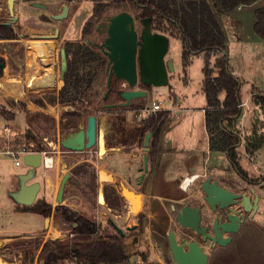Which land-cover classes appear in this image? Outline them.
Returning <instances> with one entry per match:
<instances>
[{
	"label": "crops",
	"instance_id": "obj_1",
	"mask_svg": "<svg viewBox=\"0 0 264 264\" xmlns=\"http://www.w3.org/2000/svg\"><path fill=\"white\" fill-rule=\"evenodd\" d=\"M20 1L22 0H18L16 2L15 11H18V9L21 7ZM25 1H28L29 5H31L34 0ZM57 2L69 3L71 10L67 21H73L75 16L74 5L77 3V1H49V3L53 4ZM79 2L81 5L84 3L82 1ZM263 4L264 0H259L252 7L245 9L240 8L234 12L222 14V19L229 37V57L232 71L243 81L241 94L245 86L249 88L248 101L250 108L247 111L244 109V112L238 119V127L240 129H244L245 133L249 132L253 125L258 126L259 134L264 133V113L260 109V106L255 105L252 100V88H256V92H262L264 94V39L258 37L254 29L256 22L255 9ZM90 12L92 13V11ZM26 13L27 14L25 17L33 15L38 21H40L39 17L42 14L50 15L49 12H45L44 10H40L38 8H33L30 11L28 10ZM4 14L5 8L3 6V0H0V23L4 22L1 19ZM25 17L20 18L23 19ZM62 23L63 22L49 23L52 25H58L61 29L58 42L65 44L68 41H75L72 40L75 30L71 26V23H69L66 27H64ZM12 28L18 33L19 36L20 31H17L18 28H16L15 25ZM77 34L80 36V38H82L81 27ZM170 39L171 36H169V40ZM78 41L81 42L82 39ZM28 51L29 48L26 45V40L20 37L18 39L0 40V55L3 56L5 60H9L11 58L13 65L18 68L17 72L23 67H27L29 62ZM24 57L26 58L25 62H23ZM166 60H170V57H166ZM7 67L8 63L5 70ZM53 68L56 70L55 67ZM5 75L4 77L2 76L0 78V87L4 91L10 87L9 83L6 82V79L9 81V78L15 77L14 74ZM204 79L205 77L202 78L203 91ZM187 83L189 86L190 82L188 80ZM155 93V88L149 92V94ZM149 94L146 97L147 99L149 98ZM222 95H224V93L221 94V98L224 99L225 95L223 97ZM0 99L4 101L2 104L6 107V109L15 114V118L13 120L8 121L4 119L2 124H8L13 128L14 138L18 135H23L28 128L27 113L20 107L10 106L7 104L5 102V95L4 97L0 96ZM140 99L137 100L138 102L135 101L133 107L139 105H147L146 107H150V105L148 106L149 103H144L146 101L144 100L145 98ZM173 99L175 104H181L182 100L178 94L172 93L171 101ZM154 100L157 99L154 98L153 101ZM16 103L19 104L18 102ZM206 103L207 101L201 107H194L193 105L186 107H181L180 105V107L170 105V107H165L162 103V109L170 111L171 116L169 120H167L160 128L159 135L154 142L153 158L152 160L149 158V172L146 174L141 184H139V177L142 174L141 169L143 168L144 157L145 155H148L150 151H146L144 143L141 145L138 141H136L132 146L127 147L122 144H117V135L114 136V139L109 142L111 145L108 147L106 145L107 141H105L106 139L104 138L103 148L105 147V153L101 155L102 152L100 150L99 165H96L88 158L84 159L92 162L96 166L100 191L102 190L103 192L104 185H113L125 198L126 212L124 213L127 217L126 220H128L130 223L127 225L129 228L128 233L136 231V235L126 238L124 242L125 246L128 245L129 247H132L133 245L139 250L145 249L146 247L152 248L147 249L149 250V252H146V255L148 256L147 260H137L136 262H133L132 259L135 258L133 256L131 261L126 264H164L159 248L163 251L162 248L164 247L165 252L166 238L169 245L166 246L168 253H170L171 256L168 232L171 228H173V226L175 227L176 222L174 213L175 205H170L169 203L174 202L177 204L176 207H180L184 205L186 201H189L194 206H198L201 204V202H204L196 195L198 193V191H195L197 188L195 184L196 180L188 186L189 188H183L179 185L185 178H190L189 176L193 175L204 176V179L208 177L214 178L219 181L221 186L234 192H238L243 187L255 189L256 194L259 196L257 213L254 216L248 215V221L246 225H244L238 233L232 235V241L228 245L216 246L215 248H211L210 243L202 245L204 250L210 256L209 264H264V143L262 147L253 155L246 152L245 141L238 147L239 165L244 170L246 175L252 179V181L246 180L233 165L226 153L211 151L209 135L206 128ZM49 110L55 113V108L52 106L49 107ZM136 112V110L128 109L124 113L126 116V121L130 126L140 121L136 116ZM119 117L120 116L115 117L111 115L110 112H108V114L102 118L101 122L107 124L108 128H111L112 131V122L117 120ZM19 118L24 122V129L17 132V129H15L12 122H15ZM98 123L99 120L97 118V125ZM103 128H106V126L102 127L101 129L98 126L97 144H99L100 147V131ZM242 129L241 131L243 133ZM105 130H107V128ZM5 142L6 140L3 134L0 133V146L3 145L2 148H4ZM151 143L152 137L150 139V145ZM14 146L21 145L16 144ZM100 149H102V147ZM30 150L39 152L32 148ZM83 161H80V163ZM52 168L53 167L47 169ZM28 170L29 168L26 169V172H28ZM133 181L136 183L135 187L131 185ZM248 183L252 184L248 185ZM144 184L146 185L144 188H142ZM173 184H177V192L180 190L182 196L179 198L176 197V199L173 196V190L169 191V194H171L170 196H173L171 199L162 196L165 191H168V188H174ZM18 188L19 185L14 187L13 184H5L0 182V196L6 197V190H9V192H14L17 191ZM102 192H100V195L104 196ZM249 195L254 200L256 199L251 193H249ZM99 199V202L102 205H107L105 199L103 202H101V196ZM194 199H198L199 201L197 202V200L195 201ZM8 201L10 210L14 212L13 215L21 217L27 216V218L29 215H33V218L31 223L25 222V225H23L22 228L19 227L20 225L9 227L0 226V249H3L6 243L15 239L16 236H20V238H28L32 236L37 237L38 235L43 234L47 229V218L37 213L24 212L21 209L23 205L18 204L11 197ZM63 204L65 203L63 202ZM169 209H171V211H169ZM122 214H115V216H117L119 219L122 217ZM138 220L141 224L140 229ZM175 231L177 233L178 240L183 242L181 239V228L176 226ZM57 234L59 235V232L55 233L51 228H49L47 235L41 236L43 243L48 241V239H59ZM38 252H40V250ZM150 253H154L155 258L150 259ZM0 260L3 259L0 257ZM7 264L16 263L7 262ZM34 264H37V260L34 262ZM69 264H71V262ZM80 264L90 263L82 261Z\"/></svg>",
	"mask_w": 264,
	"mask_h": 264
},
{
	"label": "trees",
	"instance_id": "obj_2",
	"mask_svg": "<svg viewBox=\"0 0 264 264\" xmlns=\"http://www.w3.org/2000/svg\"><path fill=\"white\" fill-rule=\"evenodd\" d=\"M89 1L93 3V17L96 19L112 3L122 2H128L136 9L141 23L145 18L150 17L152 19V31L168 33L169 36L181 39L185 67L192 56L206 55L207 59L203 71L205 74L204 92L207 101L205 108L206 128L210 140V149L212 152L226 153L240 174L246 180L252 181L239 165L238 147L245 141L246 152L253 155L262 147L264 133L259 134L257 125H253L249 132L245 134L238 127V119L242 115L240 105L243 102L241 94L243 81L232 71L229 57V37L222 14L234 12L240 8L252 7L259 0ZM255 18V32L258 37L264 39V4L255 9ZM91 33V24L84 26L82 40L87 39ZM18 38V33L12 27L3 26L0 23V40ZM12 45L14 46L13 43ZM64 49L66 52V59L64 60L67 64V70L64 76V85L60 87L57 103L63 107L74 108L73 110L65 111L62 115L63 118L69 117L79 121L85 116L88 118L92 115V110L88 106L87 101H90V91L97 83L96 78L106 68L107 62L105 56L97 50V47L90 44L69 41L64 44ZM212 56H216L215 68L210 66ZM9 62L6 75L15 74L18 68L13 65L11 58ZM215 71H217L216 75H214ZM2 76L3 74L0 73V78ZM121 83L119 79L114 78L110 95L106 100L103 98L102 102L106 103L113 95L119 97L118 93L121 90ZM252 90L254 104L260 106L264 113V94L256 92V88H252ZM222 93L225 95L224 99L221 98ZM36 103L45 107L42 101H37ZM19 106L29 109L28 104L25 102H19ZM128 107L119 111L120 117L112 122V131L115 136L118 135L117 144L129 147L138 141L143 145L146 135L153 133L148 154V157L152 160L154 142L159 135L160 128L169 120L171 112L168 110L157 111L130 126L126 121L125 111L128 109L137 111L144 107ZM115 108L107 109L106 111L113 112L118 110V107ZM1 115L8 121L15 118V114L6 109L1 112ZM28 117L29 110L27 111ZM71 127L77 131L79 124L76 122ZM25 136L31 140L33 139L30 131H27ZM106 141V145L110 147L111 144L108 138H106ZM37 151L41 152V149L38 147ZM79 180L82 183L80 187L83 196L90 202L96 200L100 187L97 168L92 162L84 160L72 168L68 184H77ZM103 193L108 207L115 214L126 212L125 198L115 186L104 185ZM21 209L24 212L40 214L45 218L55 215L64 225L70 228V232L63 238L48 240L43 244L42 242L40 243L38 250L41 249L37 264H61L65 261L76 262L77 264L82 261L90 264H126L131 259L124 242L126 238L136 235V231L122 235L115 228L111 218L108 219V227L103 228L100 222L87 218L66 204H59L54 207L52 203L46 200H38L32 206H23ZM140 228L141 224L139 225ZM17 246L19 252L25 251L22 243L17 244Z\"/></svg>",
	"mask_w": 264,
	"mask_h": 264
},
{
	"label": "rangeland",
	"instance_id": "obj_3",
	"mask_svg": "<svg viewBox=\"0 0 264 264\" xmlns=\"http://www.w3.org/2000/svg\"><path fill=\"white\" fill-rule=\"evenodd\" d=\"M4 1V0H3ZM50 0H46V2H49ZM79 1L84 2L82 5ZM179 1V0H178ZM262 3V2H261ZM20 9L16 11V15L20 17H25L27 14L26 12L29 10H32L33 8L29 5L28 1L22 0L20 1ZM262 6V5H260ZM74 13L75 16L73 18V21H63V26L66 27L69 23H71V26L74 28V35L72 37V40L70 42H77L78 40L83 39L80 38V36L77 34L79 32L80 27L84 28V26H88L91 24V35L88 36L87 39L97 42L98 44H101L104 42L105 38L107 37V25L109 22V18L121 11H128L130 12L136 21V27L139 32L143 29V24L138 19V13L135 8H133L128 2H122V3H112L110 7H108L104 13L99 18L93 17V3L89 0H77V3L74 5ZM4 10V9H3ZM92 11V13L90 12ZM49 14V13H48ZM166 35H169L168 33H165ZM69 42V41H68ZM81 43L87 44L86 39L82 40ZM64 49V43L58 42V65L55 67L57 74V91L56 93L51 94L52 96L46 97L44 95H36L32 96L30 94L31 88L34 83V79L42 76L43 74L47 73V68L54 69L53 67H42L35 55L34 52L31 50L28 51V65L27 67H23L18 72L14 74L15 77H11L6 79V82L9 83V86L7 90H2L0 87V96L5 95L6 103L10 106L20 107L22 110H24L26 113L29 110V117L27 119L28 121V128L26 129L25 133L23 135H18L13 139L14 145H24L28 148H32L34 150H37L39 147L41 151L48 152V155L52 156L54 158V166L52 169L45 168L44 165H41L36 172V176L30 181V183L33 182H39L41 184V190L39 195L37 196L36 202L38 200H46L50 203H53V206H57L56 202V196L58 189L60 187L62 178L65 174L71 173V170L73 167H75L77 164L80 163V161H83L84 159H90L93 163L96 165H99L100 163V146L99 144H96L94 147L83 151V152H73L69 151L62 147L61 142L70 134L74 133L75 130L71 127L76 122L79 124V129L86 128L87 126V117L85 116L83 119L77 121L74 118H63L62 115L67 110H73L72 107H63L57 103L59 98V91H60V73H61V61L64 60L62 57V50ZM103 55V51L98 49ZM106 68L108 64V57L106 55ZM166 57H170V60L173 61L174 65V72L170 73V82L161 87H157L155 94H149V98H145L146 100L144 103H149L148 106H152V101L154 98L161 101L165 107H170V105H174L176 107H186L189 105H193L194 107H201L206 102L205 92L202 89V78L205 77L203 68L206 63V55L205 54H199L194 55L190 58V61L188 65L185 67L184 59H183V44L181 39L177 37L171 36L170 44H169V52ZM8 65L10 64L9 60H5ZM215 62H216V56H212L210 59L211 68H215ZM250 64V63H249ZM31 65V67H30ZM33 66V67H32ZM106 68L99 74V76L96 78L97 83L93 87V89L90 91V101H87L88 106L92 110V115H96L99 123L98 126L101 129L102 127L106 126L107 132L105 134V139L108 138V141H112L114 139V133L111 131V128H108V125L104 122L102 123L101 120L104 116L108 114L107 109L111 108H117L118 110L110 112L113 116H119V111L123 110L125 106L123 105L124 100L120 99L116 95H113L110 99L107 100L106 103L102 102V99L104 98L106 92H107V80H108V74L106 73ZM67 70V69H66ZM88 72V71H85ZM6 73V70L4 71V75ZM66 73V72H65ZM217 73V71L214 72V75ZM3 75V77H4ZM6 76V75H5ZM187 80L190 82L189 86L187 83ZM1 84V82H0ZM21 89V90H20ZM121 89H129V87L126 85L124 86L123 83H121ZM136 89H144L140 88V84L136 87ZM153 87L150 89L152 90ZM248 87H244L242 94H243V100H248ZM19 91V92H18ZM12 92V93H9ZM15 92V93H14ZM21 93H24V96H18ZM175 93L178 94V96L181 98V104H175L174 99L171 101V94ZM154 95V96H153ZM224 95H222L223 97ZM133 100L130 105L133 106L135 104V101ZM141 100V99H140ZM37 101H42L45 104V107L40 106L37 104ZM4 101L0 99V122L3 123V120L5 119L1 112L6 109V107L2 104ZM16 102H25L28 104L29 109H26L23 106H19ZM15 104V105H14ZM112 105L116 104V106H113L111 108L106 107V105ZM141 104V103H140ZM180 105V106H179ZM55 108V113L51 112L49 110V107ZM141 107H146L147 105H139ZM115 108V109H116ZM245 109V108H244ZM244 109L242 110V113L244 112ZM7 110V109H6ZM9 115V114H8ZM15 129L18 131H22L24 129V122L20 118L17 119L15 122H12ZM62 129L64 130L62 132ZM242 129V128H241ZM243 133L244 132V129ZM30 131L32 140L27 138L26 132ZM106 141V140H105ZM59 143V147H58ZM3 144V143H2ZM1 144V145H2ZM0 150H2L3 145L0 146ZM101 155L105 153L104 149H101ZM26 169L28 167L26 165H23L22 167H17L14 163V160L6 155L0 152V182L1 183H10L13 184L14 187L18 185L19 182V176L26 172ZM191 177V176H189ZM186 179V178H185ZM185 179L179 184L180 186L185 181ZM200 180L198 179L196 181L197 188L195 191H198L196 194L198 198L203 200V195L200 192ZM81 181L77 184L69 185L67 183L65 194H64V203L66 205H69L71 208L78 210L80 213H82L87 218H90L92 220H95L97 222H100L103 226V228L108 227V219L111 218L113 222L123 230L125 234L128 233V220H126L125 213L122 214L121 218H117L115 216V212H113L108 205H102L99 202L100 196L102 197L101 202L104 201L105 197L100 195V189L98 190L96 200L90 202L88 199H86L82 192H81ZM133 187H135L136 183L133 181L131 183ZM171 187V186H169ZM173 189L168 188V191H165L162 196L172 198L173 196L176 198H179L182 196L180 190L177 192V184H173ZM173 190V196L171 197L169 194V191ZM103 193V192H102ZM171 193V192H170ZM191 194V193H189ZM104 195V193H103ZM10 192L9 190H6V197L0 196V226H18L22 228L23 225L26 223H31V220L33 218V215H29L27 218L24 216H15L13 215L14 212L10 210L9 207V199H10ZM176 198V199H177ZM195 198V197H194ZM7 199V201H6ZM197 202L198 199H194ZM204 201V200H203ZM106 202V201H105ZM187 202V201H186ZM201 202V201H200ZM204 202H201L203 204ZM107 204V203H106ZM170 205L175 204L174 202L169 203ZM178 208V207H177ZM171 211V209H169ZM174 212V211H173ZM175 213V212H174ZM139 221V220H138ZM140 224V221L138 222ZM27 225V224H26ZM30 226V225H29ZM28 226V227H29ZM176 226L180 228V226L176 223ZM143 227V224H142ZM27 228V227H26ZM46 231L43 234H40L38 236L40 237H28V238H20V236H16L15 239L9 241L6 243V245L3 247V249H0V257L3 260H0L1 264H7V262L10 263H16V264H34V262L37 260L39 255V249L40 243L43 244V239L41 236H46L49 228L52 229L53 232H59L58 238H63L67 233L70 232V228L67 225H64L60 219H58L55 215H52L50 217V220L47 221L46 224ZM168 229V227H167ZM169 230V229H168ZM182 231V229H181ZM187 234L181 233V239L182 241L187 240ZM57 239V238H56ZM189 239V238H188ZM49 240V239H48ZM40 241V242H39ZM166 245L167 238H166ZM23 244L22 247H24L25 251H18L17 244ZM165 245V252L164 247L162 248L163 251L159 248V251L161 253L162 259L164 261V264H173L172 258L170 256V253H168L167 246ZM158 247V246H157ZM155 247V248H157ZM127 251L132 259L134 256L135 258L132 259V261L136 262L137 260L145 261L148 259V256L146 255V252H149L147 249H152L146 247L145 249H138L135 248L133 245L132 247H129L126 245ZM146 250V251H145ZM154 250V248H153ZM152 250V251H153ZM143 252V253H141ZM19 253V254H17ZM33 255V256H32ZM150 259L155 258L154 253H150L149 256ZM130 259V261H131ZM149 259V260H150ZM129 261V262H130ZM22 262V263H21ZM70 261H65L61 264H69Z\"/></svg>",
	"mask_w": 264,
	"mask_h": 264
},
{
	"label": "water",
	"instance_id": "obj_4",
	"mask_svg": "<svg viewBox=\"0 0 264 264\" xmlns=\"http://www.w3.org/2000/svg\"><path fill=\"white\" fill-rule=\"evenodd\" d=\"M17 1H3L5 14L1 18L4 21L1 24L3 26L20 24L19 37L26 40V45L36 54L40 65L56 67L60 27L40 22L33 15L21 19L15 11ZM45 1L34 0L30 6L49 12V17L54 22H63L68 19L71 10L69 3L53 4ZM151 21L150 17L145 18L142 22L143 29L139 32L134 16L128 11H121L109 18L107 37L102 44L86 39L87 44L99 48L108 57L106 68L108 89L104 100L110 95L114 78L129 87V89H121L118 93L119 97L124 100L125 107L130 106L133 100L146 98L152 87L165 86L170 82V73L174 72V65L172 60H166L169 52V36L152 31ZM62 57L66 59L65 49L62 50ZM25 61L24 57L23 62ZM0 68L4 70L6 62ZM139 84L144 89H136ZM56 91L57 72L51 69L48 73L34 79L30 94L35 97L36 95L50 97ZM113 106L116 104L106 105L108 108ZM152 136L153 133H148L145 137L144 146L147 152ZM97 142V116L91 115L87 118L86 128L70 133L61 145L69 151L83 152L94 147ZM42 158L40 152L28 154L24 158V165L29 170L19 176L18 190L10 192L11 198L20 205L32 206L36 202L41 184L39 182L30 183V181L42 165ZM141 171L139 184L149 172L148 155L144 157ZM70 177L71 173H67L62 178L56 196L57 205L64 202L65 189ZM200 178L203 180H200L199 190L203 195L204 203L194 206L187 201L178 208L174 206L175 222L189 238L180 242L174 228L168 232L171 258L174 264H209L210 256L202 245L210 243L211 248L228 245L232 241V235L238 233L246 225L248 215L254 216L258 210L259 196L255 189L243 187L238 192H234L224 188L218 180L211 177L204 179V176L198 175L195 180ZM250 184L252 183H248ZM249 193L256 199L254 200ZM46 220L48 221L49 218ZM113 224L119 233L125 234L114 222Z\"/></svg>",
	"mask_w": 264,
	"mask_h": 264
},
{
	"label": "built area",
	"instance_id": "obj_5",
	"mask_svg": "<svg viewBox=\"0 0 264 264\" xmlns=\"http://www.w3.org/2000/svg\"><path fill=\"white\" fill-rule=\"evenodd\" d=\"M240 107L242 108V110L245 108L247 110H249L250 106H249V101H243L242 104L240 105ZM163 110L162 109V103L158 100H154L152 102V106L150 107H144L140 110H137L136 112V116L138 117L139 120L145 119L148 116H150L151 114ZM0 133L3 134L6 142H5V146L2 150H0L1 153L6 154L8 156H10L14 162L15 165L17 167L23 166L24 161L23 158L31 153H36V151H31L27 146L21 145V146H14L13 144V138H14V133H13V128L8 125V124H0ZM43 156L42 158V165L45 166V168H51L54 165V158L50 155H48V152L46 151H41L40 152ZM51 160L50 162V166L48 163V160ZM198 175H193L190 177L191 182L188 185H185L187 181H189V178H186L185 181L182 183V187L183 188H187L191 183H193L195 181V177H197ZM71 264H77L76 262H71Z\"/></svg>",
	"mask_w": 264,
	"mask_h": 264
},
{
	"label": "bare ground",
	"instance_id": "obj_6",
	"mask_svg": "<svg viewBox=\"0 0 264 264\" xmlns=\"http://www.w3.org/2000/svg\"><path fill=\"white\" fill-rule=\"evenodd\" d=\"M30 67H31V65H30ZM33 67V66H32ZM66 69H67V64H66V61L65 60H62L61 61V74H60V86L62 87L63 85H64V76H65V72H66ZM47 70H50L49 68L47 69ZM1 82V81H0ZM7 88V87H6ZM4 89V88H3ZM21 90V89H20ZM19 92V91H18ZM9 93H12V92H9ZM15 93V92H14ZM18 96H23V93H21L20 95H18ZM106 128H103L101 131H100V145H101V147H102V150L105 148H103V145H104V138H105V134H106V130H105ZM100 147V148H101ZM107 148V147H106ZM101 150V149H100ZM50 162H51V160L49 159L48 160V163H49V165L48 166H50ZM189 181H187L186 182V185H188L190 182H191V180H190V178L188 179ZM189 188V187H188Z\"/></svg>",
	"mask_w": 264,
	"mask_h": 264
},
{
	"label": "flooded vegetation",
	"instance_id": "obj_7",
	"mask_svg": "<svg viewBox=\"0 0 264 264\" xmlns=\"http://www.w3.org/2000/svg\"><path fill=\"white\" fill-rule=\"evenodd\" d=\"M39 20H40V22H43V23H52V22H54V21L49 17V15H47V14H45V15L42 14V15L39 17ZM15 26H16V28H18L17 31L19 32V31H20V24H16ZM10 27H13V26H10ZM95 43H97V42H95ZM101 44H102V43H101ZM98 49H99V48H98ZM4 62H6L5 59H4V57L0 55V66H1ZM6 65H7V62H6ZM4 71H5V68H4V70L0 68V73H3ZM140 88H144V87L140 84Z\"/></svg>",
	"mask_w": 264,
	"mask_h": 264
}]
</instances>
